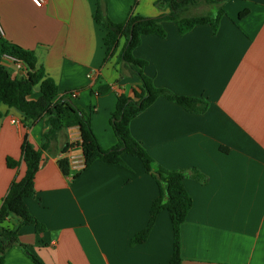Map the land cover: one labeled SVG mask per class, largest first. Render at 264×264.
Instances as JSON below:
<instances>
[{
  "label": "crops",
  "instance_id": "0c3cea01",
  "mask_svg": "<svg viewBox=\"0 0 264 264\" xmlns=\"http://www.w3.org/2000/svg\"><path fill=\"white\" fill-rule=\"evenodd\" d=\"M105 1L114 23L125 22L132 11L142 17L168 11L156 6L158 0ZM97 6L98 0H48L41 8L30 0H0V21L4 39L35 52L60 96L79 92L74 104L90 118L102 148L110 149L117 144L111 118L118 97H133L139 82L118 61L124 39L107 56ZM223 9L216 35L210 25L180 35L175 23L164 22L166 38L145 36L134 51L148 63L145 74L156 87L205 99L208 110L192 114L159 98L130 130L157 165L196 168L209 179L206 185L184 181L193 206L181 228L183 264H264V0H230ZM12 76L23 77L17 69ZM99 80L106 92L96 90ZM38 98L36 89L30 99ZM1 110L0 206L26 170L8 168L7 158H21L26 134L41 148L47 131L44 119H28L7 106ZM79 143V129L72 127L44 153L36 196L26 203L46 232L24 226L21 242L44 264H169L174 234L167 211L145 243L131 245L159 196L154 178L127 154V167L96 162L84 170ZM61 159L69 161V174L60 168ZM4 264L34 263L15 247Z\"/></svg>",
  "mask_w": 264,
  "mask_h": 264
},
{
  "label": "trees",
  "instance_id": "16d2710c",
  "mask_svg": "<svg viewBox=\"0 0 264 264\" xmlns=\"http://www.w3.org/2000/svg\"><path fill=\"white\" fill-rule=\"evenodd\" d=\"M230 0H158L156 6L168 9L158 17H142L133 11L123 23H114L107 15L105 0H98L95 21L107 33L104 37L106 54L112 57L119 48L121 39L124 45L118 56V61L129 70L130 75L139 82L134 87L133 97L120 94L116 110L112 114L111 126L117 138V144L104 149L92 129L90 118L80 111L73 100L71 92L59 95V89L53 79L45 74L42 67L38 66V59L34 51L21 48L5 39L0 40V119L3 117L2 106L17 109L28 119H44L47 131L43 135L41 148H35L26 134L23 139L22 153L19 160L7 158V167L18 170L25 166V174L12 182L9 191L0 206V263L4 264L7 253L18 247L34 264H44L37 256L32 254L29 247L20 240L21 229L24 226H34L37 234L46 232L44 224L39 222L31 213L26 200L36 196L35 177L43 161V155L57 142L59 135L72 127H77L80 132V143L83 157L84 170L96 162L108 165L127 167L123 156L130 155L140 160L144 171L150 174L159 188V196L150 208V217L144 230L137 233L131 240V245L145 243L158 216L167 211L172 223L174 234V251L169 264H183L181 228L193 206V199L185 188L186 179L195 180L202 185L209 181L208 177L196 168L169 170L157 165L144 146L137 141L130 130L132 121L152 106L159 98H165L192 114H204L209 103L202 98L177 95L168 89L158 88L151 78L145 74L148 63L134 56V51L141 45L145 36H158L166 38L167 32L164 22H173L178 26L180 35L191 32L197 26L210 25L216 35L222 18L225 15L224 4ZM215 5L216 11L201 15H188L191 8L200 4ZM247 12H243V18ZM5 55L11 56L24 64L27 71L26 77L13 78L12 69L3 63ZM36 89L39 98L31 100ZM98 93L108 90L102 86L100 80L96 86ZM67 145L63 149L66 154ZM64 174H69L70 164L67 159L59 161ZM14 220L17 223H14ZM11 223L12 225H5Z\"/></svg>",
  "mask_w": 264,
  "mask_h": 264
},
{
  "label": "built area",
  "instance_id": "2783aa9c",
  "mask_svg": "<svg viewBox=\"0 0 264 264\" xmlns=\"http://www.w3.org/2000/svg\"><path fill=\"white\" fill-rule=\"evenodd\" d=\"M30 1L38 8H41L44 4L48 2V0H30ZM4 37H5V32H4L3 26L0 21V40L4 39ZM3 63L6 66H8L10 69H12V71L15 69L20 70L22 72L23 77H26L27 71L24 67V64L19 62L17 59L11 56L5 55L3 58ZM78 94H79L78 91H73L71 93V99L74 100L75 98H77ZM72 161H74V159Z\"/></svg>",
  "mask_w": 264,
  "mask_h": 264
},
{
  "label": "rangeland",
  "instance_id": "374dc122",
  "mask_svg": "<svg viewBox=\"0 0 264 264\" xmlns=\"http://www.w3.org/2000/svg\"><path fill=\"white\" fill-rule=\"evenodd\" d=\"M216 8L215 7H210L209 5H199L197 7H193L189 10L188 15H201V14H207L209 12H215Z\"/></svg>",
  "mask_w": 264,
  "mask_h": 264
}]
</instances>
